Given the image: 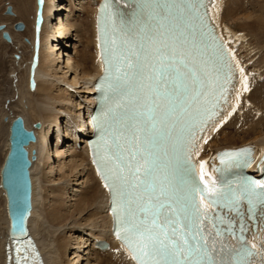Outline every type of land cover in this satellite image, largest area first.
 Here are the masks:
<instances>
[{
    "label": "bare ground",
    "instance_id": "obj_1",
    "mask_svg": "<svg viewBox=\"0 0 264 264\" xmlns=\"http://www.w3.org/2000/svg\"><path fill=\"white\" fill-rule=\"evenodd\" d=\"M69 1L74 2L71 0ZM54 2L57 4L55 5ZM97 2L98 0H89V5H87V7H84V5L82 8H79L77 12L82 13L84 17L82 20H76L77 24H75V22L68 25L63 20H60L59 14L57 13L55 16L58 19H56L57 22L54 24V27L51 25V28L48 30L46 25L51 21V16L53 17L56 11L61 9V5H58L59 0H39L38 2H36V0H16L18 18L26 22V30L22 32L23 35L14 34L15 32H21L24 28L23 25L20 30L12 33L14 30L11 32L9 28H7V24H4L3 22L1 23L3 24L2 29L9 35V41L6 42L2 39L1 40L5 42L6 47L10 48L11 51L13 50V52H15L18 56L14 58L11 55L10 59L8 57L9 55L7 56L8 59L4 58L5 56H2L3 58L0 56V166L2 165L4 155L8 150V126L10 121L18 115L20 117V125L16 124V131H19L21 127L24 130H30L34 135L32 141H27L22 144L26 151V157L29 160L27 175L30 185L29 212L25 219L24 230L26 233H31L36 239L46 264H62L61 257L64 253H66V243L64 241H60L61 239L59 238L54 240L50 236L54 233L53 229H58L61 221L65 218V214L61 211V209H63V204L61 202L55 203L54 201L51 207L46 209L43 205V198H40L39 194L41 190L43 191L45 189L44 185H42L43 182L49 181L51 184H54L53 180L46 178L48 173L46 174L41 170L38 172V169L46 161H44L45 156L41 153L45 145V141H47L44 139V136L49 133L51 136V139L49 140L58 141L60 139L59 134L55 137L56 131L54 128H60V125L55 124L53 128L50 126L52 128L51 131L47 129V126L50 125L49 123L54 124L52 122H54L55 118L53 120L54 114L52 115V112H55L56 114H68V119L66 121L71 123V126H65V133L61 132L64 136H67V139L66 137L65 139L70 141L72 146L70 152L67 153L71 157L68 170L69 174H71V176H80L83 173V175L86 176L85 180L80 182L81 184L83 183L82 185L84 188L82 190L80 189L81 192L79 194V198L76 199L74 204V210L76 212H80L85 209L86 211L88 210V221H94L99 218L102 223L101 228H103L101 232L96 231V234L89 229H87L88 232H86V234L84 233L87 237L90 235L92 236H90L89 239H85L86 242L87 240L89 241L87 244L88 246L86 245L84 247L86 249L84 254L86 255H81L79 261L82 259V261H84L87 260V258H92L94 260L93 264H133L128 255L114 242H111L110 248L104 252H100L93 246V237H102L106 240H109L110 238L109 234L105 233L110 226V218L109 215L106 214L107 206L105 207V204L107 203V195L100 186L98 178L95 176L91 165H89V161L87 160L88 158L86 155L84 141L87 139L85 136L86 131H90L86 123L88 117L81 118L79 112L77 114L72 112L66 103H63V97H65L63 94H69L66 93L68 90L65 91L66 88L63 87V84H67L72 87V89H76L75 93L77 95H80L81 93L87 94L84 98V105H80L79 107H82V111L85 109L84 113L88 112V108L90 106L89 100L92 95L91 85L93 79L99 74L98 63H100L96 59L93 40L94 6ZM70 10L71 9L68 11ZM157 11L152 10L151 13L154 14L157 13ZM29 15H31V18H29ZM218 22L220 29L225 36L231 37L233 38V42H237L236 52L240 62L244 66V71L247 74L246 82L248 90H244L243 94L240 96L237 106L235 107V111L230 114L228 119L207 140L201 155L207 154L209 151L214 149L234 147L245 143L259 144V147L264 146V86L262 87L255 83V80L251 90H249L252 83V67L255 66L259 69L260 65H264V0H222ZM143 23L145 24L143 29H147L152 25L151 23ZM66 26H69V28L72 29V31H75L76 34L78 33V37L76 36V39L78 42H82L83 44V46L81 45L82 50H76L74 43V55L67 53L68 56L66 57L71 56L72 59H66L65 67L69 65L67 69L74 73V77L69 82L64 77L57 74L55 69L51 68V66L54 65L53 58L51 56V38L55 36L60 38L58 43L59 47L57 45L54 49L60 51V56H63L64 53L62 52L61 47L62 45L63 47L64 45L67 46L66 43H64V39H66L65 37H69L67 32L63 30ZM50 31H53V36L50 34L52 33ZM144 33L146 36L150 37L147 31H144ZM20 36L29 37L28 45L19 42V40L15 42L18 37L20 38ZM191 36L192 35H190V37ZM144 43H149L148 39L143 40L140 51L142 54L144 52ZM182 44L183 50H181V48H173L172 43H165L162 39H160V37L152 39L149 45L152 46L153 50L150 52L151 56H147V63L145 61V64L147 65L151 61L150 57L161 52L168 54L169 51L172 50L175 51L177 55L185 52L191 56L190 60H188L184 54L186 62H188L190 67H194L197 72V82L190 79L184 80V83L187 85V89L185 92L183 90L180 93V107H183V112L180 114V107H177L174 108V111H171L168 116H166L165 112L168 108V103L170 100H174V97L162 100L161 107L163 110L158 112V115L162 117V119L157 122L158 125L156 126L157 129L155 131L158 132L159 130H164L165 136L169 137L167 142L170 143L172 151L175 148L173 138L176 135L177 126L182 123V119L185 115H189L205 105V101L208 99L209 93L211 92V88H209V86L213 80V69L209 64H207L206 58L202 53L203 51H196L195 53V50H192V46L194 44L192 41H186V43ZM161 45L164 49L161 48ZM11 67H13L12 71ZM262 67L264 68V66ZM29 82H31V85ZM73 84L78 85L73 86ZM53 86L58 88L61 87V93H64L62 95H53L54 93H51V88ZM184 93L186 95L185 98ZM193 93L196 94L193 95ZM249 99L250 101H253V104L250 106H248ZM198 101L199 103L197 104ZM244 106L246 109L243 110ZM241 113H244V116L240 117ZM3 117L6 120H4ZM234 119L236 121L231 123ZM125 120L127 124V117H125ZM35 121L39 122L37 127L32 126V123ZM83 121L86 125L84 126V131L81 129ZM236 123H238V125H234ZM120 126L118 125L117 128L113 127L112 132L119 131L121 129L119 128ZM169 126L170 129H168ZM19 135L21 136V134ZM63 139L64 138L61 137V140ZM61 140H59L58 143H60ZM76 141L83 142V146L81 148L79 147V150H75L76 148H74ZM32 150L34 155L33 159H31ZM170 153L171 152H169V154ZM20 154L21 152H19V149L14 146L10 160L5 164L6 167L4 166L5 169L2 173V177H0V179L5 181L3 187L0 185V264H3L4 262V245L9 242V226L11 225L10 232L12 231L18 234L22 231L20 219L21 213L25 207L22 189L24 187V183L21 174L22 164H15V158L17 156L20 157ZM61 154L63 153L61 152ZM174 155L175 152L169 155V161L174 160ZM20 162H22L21 159ZM38 173H41V176L37 177L39 175ZM68 175L60 174L59 178L54 180L65 185L64 183L69 180L67 179ZM171 177L174 184L181 180L182 175L177 166H171ZM17 182L20 185H18ZM19 192L21 193V198L17 197ZM183 192H185V189H183ZM178 193H182V191ZM15 217L18 218L16 222L14 220ZM85 221L87 222V220ZM88 224L92 227L90 222L86 223V225ZM74 225L75 224L73 223L72 228L75 229V226L78 227L79 223L75 226ZM48 227L52 229L49 230ZM44 229L46 231H44ZM92 254L94 255L93 257ZM78 256L79 255L76 254L74 258ZM101 256H104V258ZM106 256L108 257L106 258ZM101 258L108 260L104 261Z\"/></svg>",
    "mask_w": 264,
    "mask_h": 264
},
{
    "label": "snow or ice",
    "instance_id": "obj_2",
    "mask_svg": "<svg viewBox=\"0 0 264 264\" xmlns=\"http://www.w3.org/2000/svg\"><path fill=\"white\" fill-rule=\"evenodd\" d=\"M186 2L190 4H203V0H186ZM194 11H196L201 24H203L204 16L200 15L199 8L194 9ZM157 59L159 60V64L153 66V71L156 73L155 78L158 84H162L166 89L164 95H167L169 80L172 84L171 90L173 92H181L182 89H187V85L183 83V80H195L197 76L195 68L189 67L188 62H186L184 53H180L179 58H177L174 51L171 57L161 54L157 56ZM125 63L130 69L135 67L127 59ZM240 72L243 77V69H240ZM243 82L244 90L247 91L246 78H243ZM233 111H235V108H233ZM136 139L139 142V137H136ZM207 139H204V143H207ZM154 140L155 138L153 137L148 142L154 143ZM247 151L224 153L221 162H223V157L236 158L245 155ZM150 156V153L144 156L143 164L137 162L135 167H133L132 162L136 161L137 152H130L128 157V175L118 177L128 187H142L146 193H149V203L147 208L142 209V211L149 212L151 224L149 225L147 219L131 223L124 222L123 231L128 234L125 237V242L132 253V258L137 261V264H217L214 258V250L209 249L208 238L201 235L204 230L197 222L209 219L208 209L222 201L234 206L239 202L240 196L249 198L254 194L253 188L250 184L244 186L240 196H237L231 189L228 193H218L214 187H209L207 183H204L205 164L201 162L199 168L200 180L204 183L203 189L191 179L190 169H184V176L181 177L179 185L174 184L170 180L168 181L167 188L162 185L160 196H156L154 195L155 185L150 180L153 172V161L150 159ZM105 186L108 187L109 185L106 183ZM184 186H187L188 191L183 195H177L178 192L183 191ZM149 189H151V192H149ZM195 195H199L200 197L199 205H197L193 198ZM255 195L258 201L264 204V193ZM165 196L169 198L162 200L161 197ZM152 201H155V203H152ZM249 204H252L251 199H249ZM165 208L176 214L177 219L173 220L171 217H165L164 223L158 224L157 221L164 214ZM182 221L184 222V227L179 230V233L176 227H172L171 235H169L168 227ZM241 231H243V228H241ZM217 235L219 236L220 233L217 232ZM240 239H243V237ZM255 247L256 245L253 244L252 248ZM250 255L252 253L249 249L242 246L236 252V256L239 259H233L230 264H247L245 257ZM220 264H225V262L222 260Z\"/></svg>",
    "mask_w": 264,
    "mask_h": 264
},
{
    "label": "rangeland",
    "instance_id": "obj_3",
    "mask_svg": "<svg viewBox=\"0 0 264 264\" xmlns=\"http://www.w3.org/2000/svg\"><path fill=\"white\" fill-rule=\"evenodd\" d=\"M71 1H74V2H70L69 0H59L58 5H61L60 6L61 9H58L59 11H56V13L53 15V17L55 19L51 16L52 19L49 22L50 24L48 23L46 25V28L48 27L47 28L48 30L51 28V25H52V27H54V24L57 22L56 21L57 18L55 17L57 13L59 14L60 20H63L68 25L73 24L75 22H76L75 24H77L76 20H82L83 19V17H84L83 14L79 13L77 11L79 10L80 7L82 8V6H84V5H85L84 7H87V5H89V3H88L89 0L88 1L87 0H81V1L71 0ZM6 2L11 7L12 14H10V15L9 14L8 15L3 14V10H4L3 8H4V5ZM54 4L56 5L57 3L54 2ZM16 5H17L16 0H0V23L3 22L4 24H7V28H9V30L12 32L13 29H12L11 24L16 20H21L22 24L24 26L23 30L21 32H15V30H14L12 33L15 32L14 34L23 35L22 32H24L26 30V22L24 20L18 18L19 16L17 15ZM69 9H71V10L68 11ZM29 18H31V15H29ZM8 19H10V20H8ZM5 21H6V23H5ZM8 23H11V24H8ZM63 30H65L67 32V34L69 35V37H65L66 39H64L65 40L64 43H66L67 46L64 45V47H63V45H62V47H61L62 52L65 54V56H64V54H63V56H60V51H57L56 49H54V48H56L57 45L59 47L58 43H59L60 38H57V36L51 38L52 39L51 43H50L51 52H52L51 56L53 58V64H54L53 66H51V68L55 69V71H57V74L61 75L62 77H64L69 82L74 77V73L71 72V70L67 69V67L69 65H67V67H65L66 59H69V60L72 59L71 56L66 57V56H68L67 53H70V55L71 54L74 55V51H73V44L74 43H75V49L76 50H82L83 44H82V42L77 41L76 38L78 37V33L76 34L75 31H72V29H70L69 26L64 27ZM50 32H52L50 34L53 36L54 35L53 31H50ZM18 40H19V42L28 45L29 37L20 36V38L18 37V39L15 40V42H17ZM0 42H1V44H0V48H1L0 49V56L1 57L5 56L4 58H7V56L9 55L8 57L10 59L11 55H12L14 58H16L14 56L16 53L13 52V50L11 51L10 48L6 47L5 42H3L1 40V38H0ZM60 46H61V44H60ZM4 54H6V55H4ZM262 66H264V65H260V68H259L260 70L257 69L255 66L252 67V70H253V74L251 76L252 83H251V86L249 87V90H251V87L253 86L255 80H256L255 83L259 84L262 87L264 86V68ZM12 68L13 67H11V71H12ZM7 70H8V68H7ZM254 71H256V72H254ZM8 72H10V71H8ZM11 79H13V78H11ZM29 84L31 85V82H29ZM64 85H66V86H64ZM76 85H78V84H73V86H76ZM63 87L66 88L65 91L68 90L66 93H69V94H65L64 92L61 93V87L58 88V87H54V86L51 88V93L52 94L54 93L53 95H60V94L62 95L64 93L63 96H65V97H63V103L64 104L66 103V105L69 107V109H71L72 112H74L76 114L79 112L81 115V118H83L85 109H83V111H82L81 110L82 107H79V106L84 105V98H85V96H87V94L84 93V94H86V95H84L83 93H81L80 95H77L75 93L76 89H72V87L68 86L67 84H63ZM258 89H259V87H258ZM67 98H69V99H67ZM248 104H247L248 106L252 105L253 101H250V99H249ZM244 109H246L245 106L243 107V110ZM82 113H83V115H82ZM52 115L54 116L53 120L55 118L54 122H52L54 124L49 123L50 125H48V126L46 125L48 127L47 129L49 131H51V129L53 128V126L55 124L60 125V128L57 127L58 129L56 127H54L55 131H56L55 137H56V135L59 134V136H60L59 140H61V137L64 139L61 140L60 143H58L59 140L58 141L49 140V139H51L50 138L51 136L49 133L44 136V139H46L47 141H45V145H44L41 153H42V155L45 156L44 161L45 160L46 161L38 169V172H40V170H41L46 174L48 173L46 175L47 176L46 178L53 180L54 184H51V182H49V181L43 182L42 185H44L45 189L43 191L41 190L42 192L40 191L39 194H40V198H43V205L46 207V209L50 208L51 205L54 203V201H55V203L61 202L63 204V209H61V211H63V213L65 214V216H64L65 218H63V220L61 221L58 229H55V228L53 229L54 233H52L50 236L54 240L56 238H59V239H61L60 241H64L66 243V246H65V252L66 253H64V255L61 257V263L62 264H93L94 260L92 258H87V260H84V261H82L83 260L82 259L81 261H79L80 260L79 258L81 257V255L82 256L86 255V254H84V252L86 251V249L84 247L88 244L89 241L87 240V242H86L85 239H89V237L92 236V235H90L89 237H87L84 235V233L86 234V232H88L87 229L92 230L95 234L97 232H101L103 229V228H101L102 223L100 222L99 218H97L94 221H88V217H87L88 210L86 211V209L82 210L80 212H76L74 210V204L76 202V199L79 198V194L81 192L80 189L82 190L84 188V186L82 185L83 183L81 184L80 182L84 181L86 176L83 175V173L80 176H77V175L71 176V174H69V171H68L71 157L67 153L70 152L72 146H71V142L66 140L67 136H64V134L61 133V132L65 133V131H66L65 126L66 125L71 126V123L69 121H66L68 119V114H66V113L65 114H63V113L56 114L55 112H52ZM242 116H244V113H241L240 117H242ZM61 119H62V124H61ZM80 122H81V120H80ZM234 125H238V123H236ZM84 126H86V125L84 124V121H83V125L81 124L82 131L84 130ZM218 135H220V134H218ZM65 137H66V139H65ZM82 146H83L82 142L77 141L75 143L74 148H76L75 150H79L78 148L79 147L81 148ZM61 152L63 154H61ZM58 153H59V155H58ZM70 173H72V172H70ZM60 174H62V175H68L69 174L70 175V176L69 175L67 176L68 177L67 179H69L66 182L67 184L64 183L65 185H63V183L54 180L56 178H59ZM39 176H41V173L37 177H39ZM81 179H83V180H81ZM60 185H61V187H60ZM62 187H64V188H62ZM58 189H60V190H58ZM77 189H79V190H77ZM84 196H87V195H84ZM85 220H87V222ZM89 222H90V224H92V227L89 226V224L86 225V223H89ZM73 223L75 225L79 223V226L76 227L74 225L75 226V229H74V228H72ZM97 225H98V227H97ZM42 227L45 228L44 226H42ZM48 229L51 230L52 228L48 227ZM44 231H46V230L44 229ZM76 254L79 256L74 258L76 256ZM93 256L94 255L92 254V257ZM101 257L104 258V256H101ZM107 257L108 256H106V258ZM102 260L106 261L108 259H102Z\"/></svg>",
    "mask_w": 264,
    "mask_h": 264
},
{
    "label": "water",
    "instance_id": "obj_4",
    "mask_svg": "<svg viewBox=\"0 0 264 264\" xmlns=\"http://www.w3.org/2000/svg\"><path fill=\"white\" fill-rule=\"evenodd\" d=\"M6 12L10 13V6L7 5L6 6ZM2 27V24H0V28ZM14 28L16 29H20L21 28V23L17 22L14 24ZM1 36L6 40L9 41V36L5 31H1ZM16 124L20 125V120L19 118H16L15 120H13V139L14 141H11V143L13 144V146H16L19 149V152H21L20 157L17 156L15 158V164L20 165L22 164V177H23V183H24V187L23 189V194H24V198L25 200H27L28 198V193H29V181H28V177H27V166L29 164V160L26 157V151L23 148L22 144L27 142V141H32L33 140V134L30 130H24L20 127L19 131H16ZM38 124L35 123V126H37ZM21 134V136L18 134ZM22 132V133H21ZM16 156V155H15ZM33 158V154L31 155V159ZM20 159L22 162H20Z\"/></svg>",
    "mask_w": 264,
    "mask_h": 264
}]
</instances>
